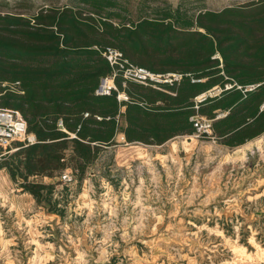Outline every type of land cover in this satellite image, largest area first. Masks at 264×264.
Instances as JSON below:
<instances>
[{
    "label": "trees",
    "instance_id": "1",
    "mask_svg": "<svg viewBox=\"0 0 264 264\" xmlns=\"http://www.w3.org/2000/svg\"><path fill=\"white\" fill-rule=\"evenodd\" d=\"M1 7L0 107L20 111L37 142H13L17 149L0 157V170L48 212L66 214L69 187L58 191L54 181L66 169L81 188L109 147L193 135L196 114L213 119L215 138L231 148L264 134V0L219 10L204 0H17ZM109 46L135 65L183 78L157 88L124 85L119 75L128 100L119 101L117 90L99 96L101 78L113 71L103 56ZM227 83L235 85L195 108L198 95ZM249 84L260 85L246 93L237 87ZM237 218L244 222L239 242L249 246L253 228L264 245L262 208L252 221L226 218L220 228L234 238Z\"/></svg>",
    "mask_w": 264,
    "mask_h": 264
},
{
    "label": "rangeland",
    "instance_id": "2",
    "mask_svg": "<svg viewBox=\"0 0 264 264\" xmlns=\"http://www.w3.org/2000/svg\"><path fill=\"white\" fill-rule=\"evenodd\" d=\"M4 1L17 0H0V9ZM34 1L42 5L58 0ZM204 1L208 8L219 10L248 0ZM194 142L189 149L180 145L174 152L167 147H146V155L125 166L117 162L118 145L109 147L91 167L81 188L75 180H54L59 181L58 191L69 187L62 222L77 230L90 218H97L103 254L86 256V260L80 255L79 262L85 261L81 264H109L106 258L111 252L117 257L111 264H139L129 249L135 242L143 244L145 264H264V245L257 240V230L251 227L246 246L239 242L244 224L240 218L231 221L236 238L220 228L224 215L239 216L247 210L245 205L249 209L247 220L252 221L256 208L264 203V134L248 149L246 145L228 148L217 139L195 138ZM12 187L16 193L23 192L15 183ZM31 205L22 213L24 218H31L40 209L35 202ZM86 208L91 211L87 216ZM19 221L0 198V226L13 242L9 251L27 258L33 250L28 242L31 234L18 229ZM212 221L216 226H210ZM61 233L56 234L59 244L65 238ZM95 234L88 232L92 240Z\"/></svg>",
    "mask_w": 264,
    "mask_h": 264
},
{
    "label": "crops",
    "instance_id": "3",
    "mask_svg": "<svg viewBox=\"0 0 264 264\" xmlns=\"http://www.w3.org/2000/svg\"><path fill=\"white\" fill-rule=\"evenodd\" d=\"M226 114L227 113L225 112L223 116H225ZM179 138H185V140H178ZM123 139V135H119L118 140L121 142V140ZM194 140L195 137L193 135H181L176 136L161 145H148L139 142L119 144L116 150L117 162L119 165L124 166L131 164V161L142 158V156L146 155V147H155L159 149L167 147V149L172 152H174L178 147H180V145L184 148L189 149L191 145L197 143L194 142ZM253 140L254 139L246 142L241 146L246 145L245 147H247L248 149V145L251 144ZM226 147L231 148L229 146ZM164 156L166 155L164 154ZM13 183L14 182L11 179L10 175L7 173V171L5 172L4 170H0V198L2 201H4L5 206L7 205L8 209L11 210L15 214V216L19 218L20 221L17 223L18 229L21 231H24L25 229L27 231L26 233H28L29 231V233L31 234L30 238L28 239V242L31 244L33 250L32 255L27 258H24L23 254L20 256L16 254L14 256L9 251L13 246V242L9 237L4 235L3 228L0 226V264H81V262L85 261L79 262V260H81L79 258L80 255L82 256V260H86V256H91L93 254L98 256L99 254H103L102 244L104 242L103 238L98 237L97 218H90L89 221L83 223L82 226H79V229L76 230L72 228L73 226H67L66 221L62 222V219H65V215L62 217L59 214L48 212L45 208L38 205L37 206L40 209H36V213L34 216H32L31 218H24L22 213L25 210H30L32 208L31 203H36V201L33 196L28 192H14V189L12 187ZM261 200H264V198H262ZM260 208H262V211H264V203L261 207L256 208L255 212L258 211ZM244 209L247 210H244V212L240 213L239 215L244 216L246 221H248L247 214H249V209L246 207V205ZM83 211L86 216L87 214L91 213L90 208H86V210ZM233 216L234 215L232 214L230 216L224 215L220 219V222H225L228 218H231ZM210 224V226H216L213 221ZM91 230L93 232H96L95 240L90 239L88 236V232ZM61 231V234L65 235V238L61 237L60 239L63 238L61 240L63 241V243L59 244V237H57L56 234ZM39 236H41L40 238H42L41 241L39 239ZM138 243L140 242L133 243L132 246H129V249H131L133 255L135 256H133V258H135L136 261L139 262V264H145V259L143 258L144 247L142 242L140 244ZM108 244L112 245V242H109ZM138 245L140 246L138 247ZM109 255V258H106V260H108L109 264H111L110 262L115 261L117 257L114 256L116 254L112 252ZM88 259L89 258H87V260Z\"/></svg>",
    "mask_w": 264,
    "mask_h": 264
},
{
    "label": "built area",
    "instance_id": "4",
    "mask_svg": "<svg viewBox=\"0 0 264 264\" xmlns=\"http://www.w3.org/2000/svg\"><path fill=\"white\" fill-rule=\"evenodd\" d=\"M103 56L107 59L112 67V73L101 78L100 85L96 90V94L99 96L111 95L114 90L118 91L115 79L121 75L124 80V85L127 81L137 82L146 86H153L159 88L162 84H173L179 82L183 78L181 73H155L145 67H141L132 63L126 58L122 51L114 47H106L103 50ZM192 81H196L192 79ZM235 84L227 83L224 88L219 86L211 89L210 91L198 95L195 100V108L198 110L200 103L205 101L208 96L217 95L224 89L232 88ZM260 84H249L246 86L237 87L244 93L255 90ZM117 99L119 101L128 100V96L125 92L118 91ZM260 110H264V103L261 104ZM89 114L86 113L85 116ZM224 113L218 114L217 118L222 117ZM194 123L195 132L193 136L195 138H208L216 139L213 134V119L207 118L203 115L196 114L191 117ZM59 126L63 127L62 121L59 122ZM75 137V134L72 135ZM15 141H20L25 145L34 144L37 142L35 134L28 131V124L20 111L10 108L0 107V157L8 152H12L17 148H13L12 144ZM64 183H70L74 179V175L71 169H67L60 177Z\"/></svg>",
    "mask_w": 264,
    "mask_h": 264
}]
</instances>
